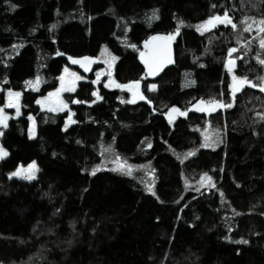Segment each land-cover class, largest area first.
Instances as JSON below:
<instances>
[{
  "label": "trees",
  "instance_id": "trees-1",
  "mask_svg": "<svg viewBox=\"0 0 264 264\" xmlns=\"http://www.w3.org/2000/svg\"><path fill=\"white\" fill-rule=\"evenodd\" d=\"M225 13L235 29L197 31ZM244 18L264 20V0H0V106L5 91L22 93V114L0 128L8 153L0 160V264H264V93L247 86L232 98L225 69ZM156 34H175L173 62L148 78L139 51ZM248 37L249 52L234 53L242 54L235 72L258 85ZM103 45L117 58L111 78L141 81L146 101L129 104L125 92L93 84L98 63L87 74L72 66L69 57L95 58ZM70 66L86 79L64 94L75 121L65 130L68 112L41 110L36 99ZM214 100L233 107L184 115ZM172 107L183 114L170 126ZM207 125L221 134L217 148L183 163L167 152L199 145L196 128ZM107 149L150 161L156 195L127 177L92 175ZM32 161L34 181L8 177ZM204 174L211 187L186 190Z\"/></svg>",
  "mask_w": 264,
  "mask_h": 264
},
{
  "label": "rangeland",
  "instance_id": "rangeland-1",
  "mask_svg": "<svg viewBox=\"0 0 264 264\" xmlns=\"http://www.w3.org/2000/svg\"><path fill=\"white\" fill-rule=\"evenodd\" d=\"M220 17L223 18L224 15H221ZM242 21H244V23H242ZM242 21H241L238 29L235 30V32H234L236 34V36H235V39H236L235 40V47L236 48H234V49H236V51H238L237 49L240 48L244 52H249L248 49L246 48V44L241 42L242 35L245 33L248 34V36H249L248 39L251 42V45H253L254 59L256 60V62L261 67L260 78H264V64H261L259 62L260 60H264V58L262 56L264 48L261 47V43H260L261 40H264V39H261L262 37H264V34H263V32L260 33V31H259V28H260L259 27L260 26L259 21L247 19V18L242 19ZM200 24H198V25H200ZM218 25H224V24H217V26ZM248 25H251L250 30L244 31V28L247 27ZM211 29H213V28H211ZM200 32H206V31H203V29H202ZM173 36L175 37V34ZM164 38L165 39H161V40L168 46L170 53L166 57L159 58L153 64L151 63V59L154 56V43L157 39L156 40L151 39V40L147 41V45L145 43L139 51V57L141 58L142 62L144 63L145 60H148L149 64L152 65V67L154 69H156L154 74H150L148 71V68L146 67V65L144 63L145 67L147 68L146 75L148 78H152L156 73H158L166 65H168L169 63L172 62V59H173L172 58V52H171L172 40L168 41L166 39L167 37H164ZM142 52L145 54L143 58L141 57ZM235 52H233L231 57H229L225 62V64H226L229 59H232L235 61V66L232 68V71H231L234 74H235V69L237 66V64H236L237 59H239V60L242 59V54H240L238 57H236L234 54ZM113 57H115V56H113L111 54V52L109 51V49L105 45H103L100 48L99 54L96 57V59H97V63L101 67H99V69H97L95 71V78L93 80V84L97 85L101 80H103L104 86L108 85L107 88H109V89H117L121 92H125L128 96L127 101L132 100L133 99V92L129 91L127 88L117 87L116 85L119 83H117L114 79L111 78V76H109V73H110L112 67L115 65V63L117 61V58L115 57L116 59L113 60ZM71 64H73V63L71 62ZM78 65H80V64H78ZM65 69H67L68 71L65 72ZM225 69L228 71V68L225 67ZM71 73H75L77 76L82 77V79H80V80L86 79V77L84 75H81V73H79L77 70H74L71 66L70 67H64V69L62 70V72L59 76V80H58V84H57L56 88L47 92L44 96L38 97L36 99V105L41 110H46V111H50V112L67 111L68 116L65 120V126L66 125L69 126L72 123L73 118H72V112L69 109V106L64 99V94L67 92H73L74 90L73 91H64L62 89L68 88V87H73L75 89L76 84L80 81V80H76L75 77H73L71 75ZM97 73L100 74L99 79H97ZM228 73H230V72L228 71ZM61 76L64 77L63 81H61V79H60ZM260 78H259L260 83L258 85H256V87H259V85L261 84ZM134 82H137V81H134ZM138 82L140 84V88H139V94L140 95H138L135 98L134 103L146 101V99H145V97L141 91L142 83H141V81H138ZM129 83H132V82H129ZM129 83L120 84V85H128ZM251 84L254 85V83H252V81H251ZM152 85H155V84L150 85V87H149L150 90L155 89V87L154 88L151 87ZM10 92L13 94L20 93L18 100L14 95L12 97H10L9 96ZM95 93H96L95 96H97V92H95ZM141 95L144 97V99H140ZM10 100L19 107V111H20L19 115H17L16 107H8ZM21 100H22V93L21 92L11 91V90L5 91V93H4V104L2 106H0V109H3V115L8 117L7 122L11 118H17L22 114V102H21ZM37 101H41V103L38 104ZM129 104H133V103H129ZM211 104L212 103H207V106H209ZM64 105H67V107H64ZM173 108H175V107L170 108L164 114L165 119L170 126H172L174 124V122L176 121V119L182 115L181 114L182 112H180L177 108H175V109H177V111H171V109H173ZM69 118H71V119H69ZM169 118H171V122H170ZM33 127L35 129V132H34V136H35L36 135V125H35L34 119L30 120V124H29V128H28V136H29V130ZM0 128H4L3 125H0ZM196 129L200 135V144L199 145H197L194 148H191L189 150H186V151H176V150H172L170 148H168V150H167V152L169 154H171L175 159H177L180 163H183V162L187 161L188 159L195 157L200 149H215L221 143L222 139H221L220 132L217 129L211 127L210 125H207L204 128H196ZM205 137H207V141H206ZM205 143H207L209 146H207V147L203 146ZM0 148H2L1 144H0ZM188 153H194V155H187ZM117 157H119V156L116 155L111 150L107 149L105 151V153H102L100 162L95 164L91 168V173L93 172L94 169H99L95 173L109 172V173H113V174H117V175H120L123 177L130 178V179L134 180L143 189V191L145 193L152 195L151 193H149L147 191V186H152L154 191H155V186H156L157 180H156V175L154 173L151 162L150 161H144L142 163H130V162H127L126 160H124L120 157H119V161L117 162ZM33 162H35V161H32V162L25 164V165H19L10 173L15 172L18 168L28 169V165L32 164ZM119 164L125 165L124 171H126L128 167H131L132 168V174L131 175H125V174H123V171H120V170L113 171V169L118 168ZM35 166L37 168L36 162H35ZM10 173H8V177H9ZM36 173H37V171L35 172V179H36ZM12 178L21 179L19 177H12ZM35 179H32V180L21 179V180L34 181ZM209 186L211 187V183H209L207 181L202 182L200 179L196 183H189L186 190H191V188H193V189H196L198 191L202 188L209 187Z\"/></svg>",
  "mask_w": 264,
  "mask_h": 264
},
{
  "label": "snow or ice",
  "instance_id": "snow-or-ice-1",
  "mask_svg": "<svg viewBox=\"0 0 264 264\" xmlns=\"http://www.w3.org/2000/svg\"><path fill=\"white\" fill-rule=\"evenodd\" d=\"M10 7L12 8H15V5H10ZM213 7H215V5H213ZM156 11L157 10H153V13H152V17H150V19H158V16L156 15ZM182 23V22H180ZM242 23H244V21H242ZM217 24H224V25H232L233 29L236 28V25L233 23L232 19L228 16L227 13H225L224 17L221 18L220 16H213V17H210L207 21H204L203 23H201L200 25H197L196 28H197V31H201L203 29V31H209L211 28H215L217 26ZM259 24L261 25V27L259 28V31L260 32H264V20H261L259 21ZM53 28L55 27V25L52 26ZM250 27L251 25H248L247 27L244 28V31H249L250 30ZM179 32V25H178V28H177V34ZM203 34V33H202ZM151 39L153 40H156V39H165L164 37H152ZM168 41H171L174 39V36L173 35H169L167 38H166ZM146 45H147V42H145ZM261 47L264 48V40H261ZM133 48H135L136 46L135 45H132ZM236 49H229V57H231L232 53L235 52ZM57 55H62V53L60 52H57ZM144 53L142 52L141 53V57L143 58L144 57ZM116 59L115 57H113V60ZM69 60H71V62L73 64H80L81 67H83L85 69V71L88 70V64L92 63L91 60H89V58L85 57L84 58V61H87V63L81 61V60H76V59H73L72 57H69ZM261 64H264V60H260L259 61ZM146 67L148 68V71L150 74H154L155 70L152 65L149 64V61L148 60H145L144 61ZM235 66V61L232 60V59H229L228 62L225 64V67L228 68V71L231 72L232 71V68ZM201 67H203V65H201ZM68 70L65 69V72H67ZM71 75L73 77H75L76 80H80L82 79V77L80 76H77L75 73H71ZM99 76L100 74L97 73V79H99ZM109 76H111V73H109ZM61 81L64 80V77L61 76L60 77ZM261 79V84L259 85L260 87V91L264 92V78H260ZM248 84L249 86H252V87H256V85H253L251 84L250 81L247 80V78H241V79H238L236 76H233V84L230 85V87L232 88L233 90V97H235V93L236 92H239L243 86L245 84ZM25 84L26 85H32V82L31 81H25ZM108 85H105V87H107ZM117 87H120V88H127L129 91H132L133 92V99L132 100H129L127 101V103H134L135 102V98L140 95L139 94V88H140V84L139 82H132V83H129L128 85H120V84H117L116 85ZM152 88L155 87V85H152L151 86ZM64 91H73L74 88L73 87H68V88H64L62 89ZM15 96L18 100L19 96H20V93H9V96L12 97V96ZM93 95H96V93H93ZM98 99L100 97H97ZM140 99H144V97L141 95L140 96ZM37 103H41V101H37ZM74 103H80V101H74ZM201 103H204L203 101H201ZM212 104L216 105L217 107H223V108H231L233 107V104L232 103H228V104H224L222 102H218V101H211ZM8 107H16L17 109V115L20 114V111H19V107L13 103L11 100L9 101V104H8ZM64 107H67V105H64ZM198 111H203L204 109H200L198 108L197 109ZM214 110V109H213ZM171 111H177V109L173 108L171 109ZM183 114V113H181ZM264 118V117H262ZM7 119L8 117L7 116H4L3 115V109H0V125H3L4 128H7L8 127V124H7ZM33 118L31 116H29V120H32ZM71 119V118H69ZM170 122H171V118H169ZM73 123H75V121H72ZM67 129V125L65 126V130ZM34 132H35V129L34 127L31 128L29 130V138L32 139L34 138ZM4 133L2 131H0V136H2ZM206 141H207V137H205ZM77 143H80L79 141H77ZM151 145L149 144V147ZM203 146L207 147L209 146L207 143H205ZM8 155V153L3 149V148H0V159H3L4 157H6ZM187 155H194V153H188ZM119 161V157H117V162ZM124 168H125V165L124 164H119L118 165V168L116 169H113V171H117V170H120V171H123V174L125 175H131L132 174V168L131 167H128L126 171H124ZM99 169H94L93 172L91 173L92 175H95V172L98 171ZM38 171V169L36 168L35 166V162H33L32 164L28 165V169H23V168H18L15 172H12L9 174V178L11 179L12 177H19L21 179H25V180H32V179H35V172ZM201 181H207V182H211V177L210 176H207V174H204L202 177H201ZM187 184V182H186ZM214 187V185H213ZM147 191L149 193H151L152 195H156L154 189L152 186H147ZM221 195H223V193H221ZM235 243H243V244H246L247 241L246 240H239V241H235Z\"/></svg>",
  "mask_w": 264,
  "mask_h": 264
},
{
  "label": "water",
  "instance_id": "water-1",
  "mask_svg": "<svg viewBox=\"0 0 264 264\" xmlns=\"http://www.w3.org/2000/svg\"><path fill=\"white\" fill-rule=\"evenodd\" d=\"M157 37H159V36H157ZM169 53H170V50H169L168 46L161 39H157L155 41V43H154V56H153V58L151 60L152 63L155 62L158 58H163V57L168 56ZM91 61H92V63L88 64V70L87 71H89L91 65L95 63V60H92L91 59ZM79 67H81V65H79ZM81 68L85 71V69L83 67H81ZM244 86H243V88L239 92H236L235 93V96L239 95L242 92V90L244 89ZM231 92H232V98H234L233 97V90H232V88H231ZM198 108L204 109L203 111L205 113H209V112L213 111V109L215 110L216 108H218V110H222L223 109L222 107H217L216 105H213L212 107H209V108H205V106H204L203 103L198 102L194 106H192L186 112V114H197V113H201L202 111H198L197 110Z\"/></svg>",
  "mask_w": 264,
  "mask_h": 264
},
{
  "label": "bare ground",
  "instance_id": "bare-ground-1",
  "mask_svg": "<svg viewBox=\"0 0 264 264\" xmlns=\"http://www.w3.org/2000/svg\"><path fill=\"white\" fill-rule=\"evenodd\" d=\"M157 36H159V37H168L169 35H163V34L151 35V36H149V37L143 42L142 46L145 44V42L151 40L152 37H157ZM152 40H153V39H152ZM172 43H173V40H172ZM172 55H173V54H172ZM91 59H92V60H95V62H97L96 57H95V58H89V60H91ZM158 59H159V58H158ZM158 59H157V60H158ZM151 60H152V59H151ZM81 61L87 63V61H84V59H81ZM139 61L141 62L142 66H143V68H144L145 75H146L147 68L145 67V65H144V63L142 62V60H141L140 57H139ZM172 62H173V59H172ZM172 62H171V63H172ZM151 63H152V61H151ZM153 63H154V62H153ZM153 63H152V64H153ZM171 63H169V64H171ZM169 64H168V65H169ZM72 66H74V67H78L79 65H78V64H72ZM228 75L230 76V81H229V91H230V93H231V95H232L230 85L233 84V76H236L238 79H241V78L238 77L237 75H235L233 72L228 73ZM146 77H147V75H146ZM153 77H155V76H153ZM153 77H152V78H153ZM244 89H245V86H244ZM244 89H243V90H244ZM256 89L260 91V87H257ZM243 90H242V91H243ZM261 92H262V91H261ZM262 93H264V92H262ZM198 102H201V101H198ZM198 102H196V103H198ZM196 103H195V104H196ZM195 104H194V105H195ZM203 104H204L205 108H209V107H212V106L214 105V104H211V105L207 106L205 103H203ZM194 105H192V106H194ZM192 106H191V107H192ZM191 107H190V108H191ZM190 108H189V109H190ZM189 109H188V110H189ZM216 109H218V108H216ZM216 109H215V110H216ZM188 110H187V111H188ZM187 111H186V112H187ZM213 111H214V110H213ZM213 111H211V112H213ZM186 112L184 113V115H188V114H186ZM211 112H209V113H211ZM201 113L208 114V113H205L204 111H202ZM201 113H197V114H201Z\"/></svg>",
  "mask_w": 264,
  "mask_h": 264
},
{
  "label": "flooded vegetation",
  "instance_id": "flooded-vegetation-1",
  "mask_svg": "<svg viewBox=\"0 0 264 264\" xmlns=\"http://www.w3.org/2000/svg\"><path fill=\"white\" fill-rule=\"evenodd\" d=\"M236 70V69H235ZM235 74H236V72H235ZM238 76V75H237ZM229 81H230V76H229ZM248 86V84L246 83L245 84V87H247ZM232 96V95H231ZM223 108V107H222Z\"/></svg>",
  "mask_w": 264,
  "mask_h": 264
}]
</instances>
